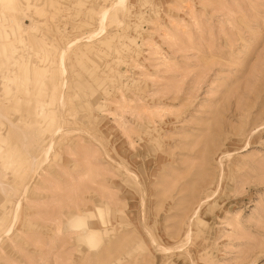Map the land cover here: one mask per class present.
Masks as SVG:
<instances>
[{
    "label": "rangeland",
    "instance_id": "obj_1",
    "mask_svg": "<svg viewBox=\"0 0 264 264\" xmlns=\"http://www.w3.org/2000/svg\"><path fill=\"white\" fill-rule=\"evenodd\" d=\"M114 1L0 6V264H264V0Z\"/></svg>",
    "mask_w": 264,
    "mask_h": 264
},
{
    "label": "bare ground",
    "instance_id": "obj_2",
    "mask_svg": "<svg viewBox=\"0 0 264 264\" xmlns=\"http://www.w3.org/2000/svg\"><path fill=\"white\" fill-rule=\"evenodd\" d=\"M125 2H126V0H115L109 7H105L103 10H101L99 12V16H98V20H97L98 21L97 28L94 31L90 32L87 36L85 35V37H82V38L88 39L90 41H94V40L100 38L105 33L106 26H107V24H106L107 18L110 16L111 10L117 9V8H123L125 6ZM0 6L2 9L1 12H2L3 16H8L9 21H11V23L14 25L16 32H17V36H18V34H21L23 32H27L29 29H31L32 25L31 24L29 25L26 23L28 20H26V19L21 20L19 18V15L21 12H23V10H21L19 8L17 0H0ZM115 13H116V11H115ZM5 35H7V34L5 33ZM20 36L21 35H19V42H21L23 44V39ZM3 37H7V36H3ZM82 38H80L78 41H80ZM76 42L77 41L69 42L67 47H65V49H62V51L60 52L59 57H58L57 68H58L59 74L62 78V80L60 82V88H61L60 90L61 91L65 88V84H66L65 83V76H66L65 56H66V51L71 46L75 45ZM6 44L1 43L0 47L2 49L0 48V53H2V55H4V57L8 60L9 58H8V54L6 52L7 51ZM9 50H10V56L14 57V53H15L14 51L16 50L15 47L12 45V46H10ZM32 72H33V75H36L38 73L37 74L38 76H39V74H41L43 76L45 73V71L43 69H38V70L33 69ZM11 80L12 79H10V81ZM34 82L35 83L37 82L36 78L34 79ZM39 83H41V81ZM8 91H9V89H8ZM61 91L59 93V97H60L61 104L63 105L64 104V95L61 94L62 93ZM50 93H51V95H50L51 101L50 102H53L56 98V95H57V86L56 87L53 86ZM40 107H41L40 112H42V105ZM50 115H51V118L55 117L53 112L50 113ZM1 116H2V114H0V117ZM61 132H62V128H61V126H59L57 128V131L50 137V139L47 142H45L47 144L45 145L44 149H42L43 146H42V148H40V149H42V151H40L39 157L37 155L38 158L36 160L35 159H34V161L32 160L33 162H31V164L29 166V170H32L34 172L38 168H41L43 166V164L49 158V154H50V151L52 148V144L54 142L56 135L58 133H61ZM0 162L2 163V165L8 164V161L4 160L3 153H0ZM28 190H29L28 184H26V185H24L21 192H23L25 194ZM21 204H22L21 199L18 200L17 203H15V206L13 209V218L14 219L17 218V214H18V211L21 207ZM97 211L99 214L104 212L103 208H97ZM81 221L78 220L76 222V227L81 229L80 230L81 239L83 241H85L86 243H89V245H94V243H95L94 241H96L98 239V231L97 230H86V227L82 224Z\"/></svg>",
    "mask_w": 264,
    "mask_h": 264
},
{
    "label": "clouds",
    "instance_id": "obj_3",
    "mask_svg": "<svg viewBox=\"0 0 264 264\" xmlns=\"http://www.w3.org/2000/svg\"><path fill=\"white\" fill-rule=\"evenodd\" d=\"M72 230L73 231H80L81 229H79V228H73Z\"/></svg>",
    "mask_w": 264,
    "mask_h": 264
}]
</instances>
